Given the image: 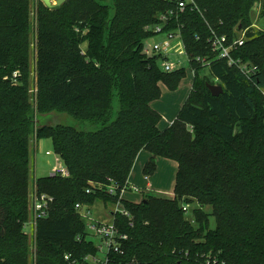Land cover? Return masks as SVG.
Masks as SVG:
<instances>
[{
    "label": "trees",
    "instance_id": "16d2710c",
    "mask_svg": "<svg viewBox=\"0 0 264 264\" xmlns=\"http://www.w3.org/2000/svg\"><path fill=\"white\" fill-rule=\"evenodd\" d=\"M195 2L176 15L170 0H66L53 8L40 0H0V264H31L33 246L35 264H69L67 254L96 253L76 205L116 203L141 151L154 155L147 176L156 171L155 157L178 162L174 196L124 198L133 225L115 215L128 238L125 254L112 257L134 264H264V29L251 17L256 4L264 14V0ZM157 25L182 35L194 71L186 101L164 129L152 102L161 84L176 90L187 71H164L159 55L145 52ZM213 32L229 43L244 33L232 57L257 66L252 76L219 57ZM207 83L222 85L223 93L214 96ZM53 112L97 128L42 124L40 117ZM42 138L52 139L69 175L36 179V192L54 201L32 240L25 230L31 143ZM193 203L189 218L184 206Z\"/></svg>",
    "mask_w": 264,
    "mask_h": 264
},
{
    "label": "built area",
    "instance_id": "2783aa9c",
    "mask_svg": "<svg viewBox=\"0 0 264 264\" xmlns=\"http://www.w3.org/2000/svg\"><path fill=\"white\" fill-rule=\"evenodd\" d=\"M174 2L176 6L175 12L178 15L179 12H183L187 7L191 9L195 8L196 2L195 0H170ZM171 13L174 11L171 10ZM165 19V16L162 17ZM154 32L156 36H163L162 39H156L149 41L146 39L144 43V50L148 55H159L160 64L164 71L170 72L176 69H180L184 67V63L181 59L175 58L174 60L171 58V55L174 54L176 57L180 55H185L187 58L188 64L190 63V59L187 56L185 43L182 38V35L179 32L165 30L163 25H157L154 28ZM244 33L242 36L232 43H229L228 36L226 34H218L213 32V36L211 37V46L212 49L218 53L220 58H227L230 65H237L244 74L248 77L252 76L256 70L257 66L248 64L245 62H241L232 57V50L236 48L238 45L244 43ZM178 38V40H177ZM177 40V42H174ZM201 60V58H198ZM204 60V59H203ZM193 71V70H192ZM194 72V71H193ZM264 90V89H263ZM47 154H51L50 151H47ZM55 157L57 160V165L54 167L50 174H62L63 176L69 175V170L66 165L63 163L61 157L55 153ZM147 177V176H146ZM118 187L116 185H111L108 188L109 194L115 195L117 193ZM128 191H133L136 193H141V189L136 186L130 184L128 181L125 186L120 189L119 198L116 203L112 204L111 218L108 220H101L94 216L92 212V206L90 204H81L78 203L76 205V209L82 218L86 222V231L87 238L89 235H93L99 237L101 240L100 244H95L97 251L96 253H90L83 256L81 259L72 258L71 254H67L65 259L69 264H134L135 260L124 261L122 259H116L114 256H111L113 253L115 256L125 254L124 243L127 240V235H125L120 226L117 224L115 220L116 214L124 215L130 218L131 225L132 223V215L130 210L127 209L123 203L124 195ZM54 198L47 193H37L36 190L31 194V216L30 220L25 224L26 228L30 227L31 232H26L35 237V230L37 222L40 218L46 217L49 213L51 205L53 203ZM184 211H188V206H184ZM80 240L81 237H78Z\"/></svg>",
    "mask_w": 264,
    "mask_h": 264
},
{
    "label": "rangeland",
    "instance_id": "374dc122",
    "mask_svg": "<svg viewBox=\"0 0 264 264\" xmlns=\"http://www.w3.org/2000/svg\"><path fill=\"white\" fill-rule=\"evenodd\" d=\"M38 0H33V3L37 2ZM42 1V0H40ZM54 1V0H53ZM34 5V4H33ZM35 6V5H34ZM35 13H36V8H35ZM34 11H33V17L34 16ZM256 17V21H259V24L264 28V14L261 15H257L255 14ZM263 28H258V29H263ZM239 35L242 36V32L239 33ZM163 36H152L149 39V41L152 40H156V39H162ZM178 40V38H177ZM177 40H175L174 42H177ZM34 41V38H33ZM34 44V42H33ZM83 48L86 47V43H84ZM34 50V49H33ZM35 51H33V60L35 57ZM171 58L174 60L175 58H179L182 60V62L184 63V68H186L187 71V76H185L182 81L179 84V87L176 90H170L165 84H161V88H162V95L160 98L156 99L153 101L152 106L157 109L161 114H163V119L161 123V129L166 128L171 122L167 121L169 120L172 116L176 118V114L178 112V110L180 109V103H182L183 101H185L190 93V84H192L193 81V77H194V72L192 71L191 67L189 66L188 62H187V58L185 55H180V56H175L174 54L171 55ZM33 66V65H32ZM36 83H35V70H33L32 68V75H31V93L35 94L36 93ZM262 93L264 95V90H262ZM115 106H118V99L115 100ZM166 114V115H165ZM54 115V116H53ZM173 118V120L175 119ZM40 120L43 123H47L49 121H52L51 123H57L59 120H61L60 122L66 125H71L74 126L78 129L81 130H95L97 128L96 125H93L91 122H86V121H80L77 120L69 115H59L56 112H53L52 114H46V115H42L40 117ZM170 120V121H173ZM31 149H32V153H31V165H32V178H31V189L32 192L35 191V184H36V179L40 176H46L49 175L52 170L54 169V167L57 165V160L55 157V152H54V145H53V141L50 138H42L41 140H36L34 139L31 143ZM47 151H50L51 154H47ZM169 162H171L172 166V170H167L168 176L171 175V178L174 177L176 175L175 171V164L176 162L174 160H170ZM161 166V165H160ZM146 178V176H145ZM172 180V179H171ZM165 186H169L168 192H163V194H161L162 196H167V197H172L174 195V184L173 187L171 188V183H165L163 182ZM140 187V186H139ZM143 189V188H142ZM130 192V191H129ZM134 196V197H133ZM141 196H143V194L139 193V194H135L131 193V195L129 196L130 199H138L137 197L141 198ZM188 206V211H187V215L189 218L192 217V213H193V208L196 206L195 203L193 204H187ZM208 209V208H207ZM111 211H112V205L111 204H104L101 201L97 202L95 205L92 206V212L94 214V216H96L97 218L101 219V220H108L111 218ZM211 227H215L216 225V220L214 218V216H211ZM27 232H31V228L28 227L26 228ZM32 240L34 239L33 236L28 235ZM89 240H92L95 242V244H100L101 240L99 237L93 236V235H89L88 236ZM33 253L31 254V264H35V259H36V253L34 252V246L32 247Z\"/></svg>",
    "mask_w": 264,
    "mask_h": 264
},
{
    "label": "crops",
    "instance_id": "0c3cea01",
    "mask_svg": "<svg viewBox=\"0 0 264 264\" xmlns=\"http://www.w3.org/2000/svg\"><path fill=\"white\" fill-rule=\"evenodd\" d=\"M260 13H261V15H263L262 10H261V6H260V4H256L252 10V13H251L253 26L256 28H263L259 24V21H256V17H255V14L260 15ZM35 40H36V38H35V34H34V42H35ZM32 65H33L32 66L33 70H35V68H36V58L35 57H34V60L32 62ZM192 83H193V81H192ZM190 88H192V84H190ZM190 91H191V89H190ZM185 101L180 103L181 104L180 109H181V107ZM180 109L178 110L176 116L178 115ZM162 116H163V114H162ZM173 118H175V117L172 116L167 121L172 123L173 121H170V120H173ZM161 123H163V122L161 121ZM161 123H160V126H161ZM153 156L154 155L148 151H141L139 153L137 159H136L133 170H132L131 175L129 177L130 184L136 185L138 187L140 186L139 188L141 189V194H143V196H141V198L137 197L138 199H130L129 196L131 195L132 191H130V192L128 191L124 195L125 199L138 202V201L142 200L146 195L162 196L161 194H163V192H168L167 188L169 187V186H165L163 182L168 183V184H170V182H173V183H171V188L173 187V184L175 187L176 175H175V178L174 177L171 178V175L168 176V173H167V170H172L171 167H173V166H172L171 162H169V161L173 160V159H169V158H165V157H155V159H156V171H155V173L152 175H149V176L145 175V173H144L145 166H146L147 162ZM175 162H176V164H175L176 169H175L174 173L175 172L177 173L178 162L177 161H175ZM145 176H147V177L145 178ZM173 191H174V189H173ZM133 193L136 194V192H133ZM137 194H139V193H137ZM163 197H167V196H163Z\"/></svg>",
    "mask_w": 264,
    "mask_h": 264
},
{
    "label": "water",
    "instance_id": "95a60500",
    "mask_svg": "<svg viewBox=\"0 0 264 264\" xmlns=\"http://www.w3.org/2000/svg\"><path fill=\"white\" fill-rule=\"evenodd\" d=\"M66 0H42L44 5L48 8H53L55 6H60L62 3H64ZM207 87L210 89L211 93L214 96H219L220 94L223 93L224 88L220 84H212V83H207Z\"/></svg>",
    "mask_w": 264,
    "mask_h": 264
}]
</instances>
